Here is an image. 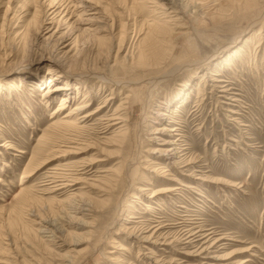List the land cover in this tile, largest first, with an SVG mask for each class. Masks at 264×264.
Returning a JSON list of instances; mask_svg holds the SVG:
<instances>
[{"label": "rangeland", "instance_id": "rangeland-1", "mask_svg": "<svg viewBox=\"0 0 264 264\" xmlns=\"http://www.w3.org/2000/svg\"><path fill=\"white\" fill-rule=\"evenodd\" d=\"M64 1L0 0V262L264 264V0ZM69 1L72 8L52 20ZM149 1L170 8L182 29L155 36L150 29L155 48L138 62V35L152 21H167ZM53 85L58 91L47 94ZM61 97L68 100L61 115L89 104L78 119L112 98L82 124L89 128L85 140L102 137L100 120L121 106L127 131L121 138L105 132L117 141L99 146L107 162L91 164L94 150L54 152L71 146L64 128H49L61 118L51 119ZM176 124L189 161L180 169L177 157L160 153L170 148L163 142ZM42 146L47 152L34 164L47 163L27 177L26 164ZM118 161L113 182H95ZM146 161L159 163L167 177L152 174ZM74 178L84 183L69 186ZM145 181L147 191H138ZM170 186L180 187L179 195L149 199ZM159 222L169 232L191 224L212 229L226 247L185 258L181 253L192 251L186 245L152 247L139 233L128 238L122 231Z\"/></svg>", "mask_w": 264, "mask_h": 264}, {"label": "bare ground", "instance_id": "bare-ground-1", "mask_svg": "<svg viewBox=\"0 0 264 264\" xmlns=\"http://www.w3.org/2000/svg\"><path fill=\"white\" fill-rule=\"evenodd\" d=\"M62 1H64V0H51L52 3H56V4H59ZM149 4H152L153 5L152 7H154V8H159V9L163 10L164 13L162 14V17H163V19H167V21H164V22H161V23H155V22L152 21L150 24L147 25L148 31L138 35L137 40H136V42H137L136 46H137V49H138V54H140V56L139 55L137 56V61L138 62L141 61L142 58L146 57L148 55L149 51H152L155 48L154 43L150 42V40H149V34L148 33H149L150 29H155L156 30L155 33L153 34L154 36L157 35V34H160L161 31L171 32L173 29H182V25L179 24V19L180 18H177V15H175V14L173 16H171L169 14V13H171L169 11L170 8H168V10H165L162 7L163 5L153 4V2H150ZM67 7H69L68 9L72 8L70 1L67 3V5L65 7H63V5L61 4V5L58 6L57 10L54 9V11L51 13V15H53L51 19L53 20V19L61 16V14L66 11ZM153 11H149V13H151ZM70 14H72V13H70ZM170 24H172L173 26H171ZM245 43L249 44L250 42H249V40L246 39ZM238 49L234 50L232 53L233 54H237L238 53V51H237ZM226 61H227V59H226ZM228 64H229L228 62H225V65H228ZM48 81H49L48 83H51L53 80L49 79ZM53 87H54V89H53ZM57 91H58L57 86L55 87V85H53V86L48 88L47 94L53 93V92H57ZM111 99L112 98H109L108 100H105L103 105L97 107L93 111H89V112L84 113L82 115V117L80 119H78L79 113L82 112V111L87 110L88 107H89V104L88 103H84V104L81 103L75 109L70 110V111H68V112H66V113L61 115L62 112H64L66 109H68V107L66 105L68 103L67 98L66 97H61L60 98L59 107L54 110V112L52 113L51 119L60 118V117L61 118H60V120L56 121L55 123H52L49 128H51V129L53 127L64 128L66 133L70 134V138H69L70 140H69L68 144L71 145V146H66L65 145V146L57 147V149H55L54 152L56 154L60 155V156H64L66 154L67 155H69V154H71V155H79V154L94 150L95 153H97V154L96 155L94 154L95 155V156H93L94 158L92 159V161H90L91 164H93V165L95 164L96 165V164H99V163L107 162V159H106L107 157L106 156L104 157L102 155L103 150L99 149V146H100V148H102V147L103 148L115 147V142L117 143V141H115V142L110 141L109 140L110 138H106V136H104V135H107V133H105V132H108V134H111L112 136L121 135L119 137V138H121L122 134H120V133L121 132L126 133V131H127L126 130L127 129L126 128L127 119L122 114H119V111H121V110H119L121 106L120 107L118 106L113 111L112 114H110L108 116L105 115L104 119L100 120V121H103V122L100 123L101 129L104 131L102 137H100L99 133L96 132L97 135H96V138L94 140L88 139V137H87V140H85L86 137L83 134L88 133V135H89V128H88V126H85V125H82V124L83 123L85 124V122L88 121L90 118L101 114L106 109V107L109 105L108 101L111 100ZM165 116H166L165 114L160 113L158 117L163 118ZM177 124H178V126H181V125H179L178 122H177ZM177 124L174 127H170L171 128L170 130H167V132L169 133V136L171 138V141L170 142H163L164 145H169L170 148L163 149L161 151L160 150H155L154 152L157 153V152L160 151V153H162L167 159H174L175 157H177V160L174 159L175 162H173V165L176 166L177 169H180V168H183V167H186L187 165H189V161L186 160L187 158L184 156V154H182V152L184 150L183 151L181 150L182 149L181 143H183V142L180 141L179 129L177 128ZM98 126H99V123L97 125V128H98ZM164 132H165V130H163V129L162 130H158L157 129V130L154 131L155 134L156 133H164ZM43 146L42 147H38L35 150V152H33L31 154V156L29 158V161L26 164V168L28 170L27 177H31L33 175V173H32L33 171L38 170L45 163H47V160L45 158L44 161H46V162L42 163L43 161L42 162L36 161V163L34 164V161L36 160V158H38V156H40L41 154H44V153L47 152L46 150H44ZM2 147H4V146H2ZM5 147L8 148L9 146H5ZM185 150H187V149H185ZM146 162L148 163V161H146ZM91 164H89V165H91ZM148 165L151 166L150 167L151 168L150 172L152 174H154V175L155 174L156 175H163L164 177H167L166 175H164L165 173L161 171L162 169L161 168L159 169V167H158L159 163L154 162V163L150 164V162H149ZM120 166H121L120 161H118V162H116L114 164V166L111 169L99 172V173H106V174H103L101 177L98 176L97 177L98 180L95 181V182L99 183V181H101V179L102 180L105 179L104 183L113 182V180L115 179V173H117L120 170ZM189 169L190 170H187V172L188 171H193L194 167H189ZM178 171H180V170H178ZM195 178H196V180H204L202 174H198V176L195 177ZM204 178L207 179L206 176ZM172 181H174V183H176L180 187H185L190 192H193V190H191V188L195 189L194 187H191V186H184L183 184H181L180 182H177L176 180H172ZM209 181H211L212 183H218V182H215V181L210 180V179H209ZM71 182H73V184L69 185L71 187L76 185L77 183H84V181L80 180L79 178H74ZM143 183H144V187H142L141 190H138L140 192L147 191V189H145L146 188L145 185H147L149 182L145 181ZM222 184L224 186L233 187V185L230 184L229 182H224ZM87 187H88V189L96 190L97 195L99 194V192L102 191V190H99V184L89 183L87 185ZM180 187L170 186V187H167V188L156 189L155 191L151 192V194L149 196V199L154 201V200H159L160 196L163 198V196L167 197V196H170V195H175V196L179 195V192H181V188ZM21 192H23V191H21ZM21 192L17 195V198L21 199L22 203H23L25 201V198H24L25 195H24V193H21ZM83 193H88V191H85ZM199 195H202V194H199ZM155 202L157 203V201H155ZM81 204H83V203H81ZM76 207H77V205H76ZM180 208H182V207H180ZM79 209H80V207H79ZM187 220H189V219H187ZM133 223H135V222H133ZM139 223H141V222H139ZM152 224L153 223H148L147 225L144 226L145 228H140V229H135V228H133V229L132 228L131 229H125L124 228V229H122V231L128 238H130V237H134L135 238V236L139 233L140 236H137L138 240H140V242H144V243H146V244H148L149 246H152V247H157V246H164V247L173 246V247H175L176 245H178V246L186 245L188 248L192 249V251L182 252L181 255H184L185 258H187V257H200L205 252H207L209 249L214 250V248H216V246H217V249L218 248L219 249H224L226 247V244L224 243V240H227V239H225V237H216L214 235V232L210 231L212 229L202 230L201 226H199V225L195 226V225L191 224V225H188V228L185 227V228H183L180 231L169 232L170 228H167V226L164 225L162 222H159V223H157L154 226H152ZM198 224H200V223H198ZM173 226H175V225H173ZM228 240H231V239H228ZM201 242H202V244H200ZM0 245H3L1 239H0ZM178 246H176V247H178ZM0 252H2V251L0 250ZM151 255H153V254L151 253ZM231 257L232 256H229L227 258H220V257H214V258L212 257V258L216 259V260L224 261V260H227V259L229 260V259L233 258V257L232 258ZM152 260L156 261V258H153ZM155 263L159 264L158 261H156ZM246 263H248V259L243 260L239 264H246ZM0 264H6V263L0 262ZM218 264H220V263H218Z\"/></svg>", "mask_w": 264, "mask_h": 264}]
</instances>
